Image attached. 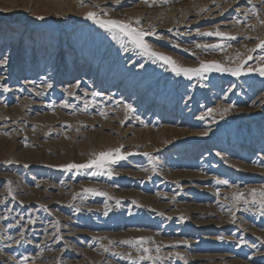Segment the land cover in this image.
I'll use <instances>...</instances> for the list:
<instances>
[{"label": "rangeland", "instance_id": "rangeland-1", "mask_svg": "<svg viewBox=\"0 0 264 264\" xmlns=\"http://www.w3.org/2000/svg\"><path fill=\"white\" fill-rule=\"evenodd\" d=\"M110 2L0 0V264H264V215L233 199L264 190V77L248 71L264 66L249 52L264 0H136L128 19ZM90 11L148 32L181 67L243 71L177 76ZM186 12L188 39L174 33ZM117 148L126 159L105 169L63 167ZM141 237L159 260L123 243Z\"/></svg>", "mask_w": 264, "mask_h": 264}, {"label": "snow or ice", "instance_id": "snow-or-ice-1", "mask_svg": "<svg viewBox=\"0 0 264 264\" xmlns=\"http://www.w3.org/2000/svg\"><path fill=\"white\" fill-rule=\"evenodd\" d=\"M154 2V0H153ZM251 2V0H249ZM255 14V13H254ZM104 15H107V13H104ZM87 19L92 20L94 23L98 24L101 28L107 29L113 36V39L117 38V35H121L123 37H127L129 42L134 45L136 48L140 49L142 51V54L150 57V58H156L161 61H163L165 64L171 66V71L174 72L177 76L184 75L186 77L191 78L192 75H201L202 73L209 72L213 69H215L218 72H230L234 76H239L243 69L242 67H236V68H225L222 67L220 63L218 62H201L200 66L198 68H188V67H181L178 65V63L170 56L165 55L163 53L154 51L152 47L145 41V36L148 35V32H145L141 28L133 27L131 22H124L121 20L117 19H101L100 15L96 12H88ZM40 19H43V17H40ZM239 22V21H237ZM136 24H139L140 21L136 20ZM259 23L264 25V19H260ZM201 35H206V36H217V37H225L228 34L221 32L219 30L215 32H206V33H201ZM230 39H236V37L231 36L229 37ZM197 48H216L220 49L222 46L220 44L216 45H196ZM256 49H260L262 52H264V40H260L258 44H256L255 49H250L249 52L255 51ZM254 57L252 55H248L247 59L244 60V63H247L248 60H252ZM260 60L264 61V55L260 56ZM4 63H7V60H4ZM142 66V65H141ZM248 71H256L259 73L260 76L264 77V66L257 67L255 69H248ZM51 87V85H49ZM5 91L8 89L5 88ZM65 107L68 105L65 104ZM127 110L129 112L133 111L131 106H126ZM212 110H209L211 113ZM229 111V109H224V112ZM103 114V113H102ZM203 117H201L202 119ZM204 135H207V132L203 133ZM126 159L125 155L121 154V149L117 148L115 150H109L107 152H100L99 154H96L94 158L89 159L87 163L84 164H76V163H71L64 165L63 167L66 170H80V169H105L106 165L114 164L119 160ZM93 175H97L98 173L94 172L92 173ZM107 174L111 175V170H107ZM217 183L221 184H228L227 180H218ZM85 192H93L95 191L94 189L86 188L84 189ZM99 195H106V193H97ZM250 195H251V201H249L247 198H245L244 193H237L234 195L233 199L235 201H243L245 205H248L249 203L253 205H258L259 211L261 215H264V190L257 192L256 189H251L250 190ZM78 211V209H77ZM107 214V213H105ZM23 219V218H21ZM28 223H34V221L29 220ZM23 235V234H21ZM8 239H12L11 237H8ZM146 238H138L136 241H124L123 243L130 244L132 247L136 248L138 252H142V254L137 258L139 261H152L154 259L159 260L160 257L157 255L155 258L150 254L151 249L148 247H144ZM18 242V241H17ZM107 251V249H105ZM156 253H160L161 248L160 246H157L155 249ZM179 255V254H177ZM129 259H132L131 256L128 257ZM24 260L27 261L28 257H24Z\"/></svg>", "mask_w": 264, "mask_h": 264}, {"label": "bare ground", "instance_id": "bare-ground-1", "mask_svg": "<svg viewBox=\"0 0 264 264\" xmlns=\"http://www.w3.org/2000/svg\"><path fill=\"white\" fill-rule=\"evenodd\" d=\"M111 0H108V2H110ZM113 1V0H112ZM115 1V0H114ZM122 1V0H121ZM136 0H123V2L126 4L124 6H126L127 8L122 9L119 13L115 14L114 16L117 15V17H123L125 19H128L129 17L135 16V15H139L142 13V8H141V3L136 4L135 2ZM218 1V0H217ZM32 2V1H31ZM114 3H105L103 5V7L111 5ZM219 5V4H218ZM231 6V3L228 5H225L224 9H228ZM232 8V7H231ZM222 9V8H221ZM213 12H215L217 10V8H213ZM189 11V10H188ZM224 11V10H223ZM241 11V10H240ZM145 12V11H144ZM212 12V11H211ZM212 12V13H213ZM196 13V12H195ZM216 14V13H215ZM143 14H141L142 16ZM137 17V16H136ZM193 17V15L190 14V12H186L185 14H183L180 18H178V22L176 24V26L174 27V33H176L178 35V37L181 38H185L188 39L190 37H192L194 35V33L191 32L190 30V26L191 24H193V20L191 19ZM151 18V17H150ZM155 18V17H154ZM152 19V18H151ZM154 20V19H153ZM196 20V19H195ZM142 21V20H141ZM149 21V20H148ZM177 21V20H176ZM250 21V20H249ZM233 22V21H232ZM174 23V22H173ZM83 24V23H82ZM157 24V23H156ZM169 24V23H168ZM232 25V23L229 22H222L221 24H219L218 26L223 27L222 29L224 30L225 28H230V26ZM148 26V25H147ZM163 26V25H162ZM173 28V27H172ZM238 29V28H237ZM204 45V44H203ZM193 49V48H192ZM188 50V49H187ZM217 53V52H216ZM5 59V58H4ZM7 60V59H6ZM9 64V60H7V65L4 63V61H0V72L1 71H9V70H5L4 68L6 66H8ZM9 67V66H8ZM7 69V68H6ZM3 75L2 73H0V81L3 80ZM221 77V76H220ZM260 77V76H259ZM2 82V81H1ZM13 90H17L16 88L11 89ZM50 95V94H49ZM257 98V97H256ZM255 98V99H256ZM262 104V103H261ZM117 107V106H116ZM258 107V106H257ZM16 108V107H14ZM211 110V109H210ZM202 114V113H201ZM210 116V115H209ZM134 132V131H133ZM152 157V156H151ZM154 196V195H153ZM71 234V233H70ZM33 263V262H32Z\"/></svg>", "mask_w": 264, "mask_h": 264}]
</instances>
